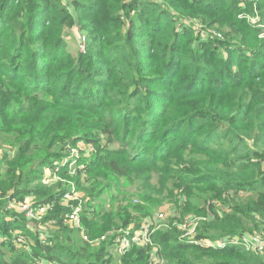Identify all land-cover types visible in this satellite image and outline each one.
I'll return each mask as SVG.
<instances>
[{
    "label": "trees",
    "instance_id": "1",
    "mask_svg": "<svg viewBox=\"0 0 264 264\" xmlns=\"http://www.w3.org/2000/svg\"><path fill=\"white\" fill-rule=\"evenodd\" d=\"M255 6L264 9V0H0V148L15 152L6 170L11 199L31 194L48 205L65 195L68 187L55 192L34 171L71 173L56 162L85 142L113 157L72 176L79 185L87 177L94 196L128 180L142 202L203 212L198 239L263 227L264 41L240 17ZM67 30L80 36L77 55ZM216 199L230 211L208 205ZM9 203L0 200V264H155V255L160 264H264L244 247L188 242L177 225L121 255L110 251L113 237L92 251L62 227L56 236L30 228ZM116 209L86 211L91 237L106 226L100 220L113 229L134 223L129 206Z\"/></svg>",
    "mask_w": 264,
    "mask_h": 264
},
{
    "label": "rangeland",
    "instance_id": "2",
    "mask_svg": "<svg viewBox=\"0 0 264 264\" xmlns=\"http://www.w3.org/2000/svg\"><path fill=\"white\" fill-rule=\"evenodd\" d=\"M261 12L262 14H260ZM261 12L256 10L255 12L252 11V13L246 12L241 14L240 17L246 18L247 20L250 18H258L259 21H256V23H253L252 25L258 28L260 31L259 41H264V9H262ZM182 19H185L184 22L188 25H191V23H193L195 27L198 26V19H194L191 17H182ZM193 20L194 22H192ZM66 34L68 38H70L68 46L70 47L71 52L74 55H77L80 51V36L78 35V32L76 31L73 33L67 30ZM100 143L103 148L107 145L103 138L101 139ZM109 147V149H120V146L118 144H113ZM12 149V146H10L9 144H3L0 148V200L9 199L10 203L8 208L13 211H19L25 205H32L33 207L40 206L37 205L38 199L36 195L20 194L16 196V198L11 199L14 191L9 187V183H7L6 181V170L9 166V161H11L10 158L14 157L15 152ZM62 156L63 157L57 160L56 165L59 166L61 171L66 170V168L68 167V169H71V173H56L48 167L39 168L34 171V176L41 179L42 182L46 183L47 185H50L55 192H61L63 191V189H65V187H68V191L65 193V195H60L58 199L53 201V203L44 205L49 206V208L41 220L28 221V226L30 228L34 227L35 229H40L39 231H42V234L52 233L56 236L57 231H59V229L62 227L63 229L60 230L59 233H67L70 239L73 240L74 243L76 242L77 246L80 245L83 247L85 246V243L94 241V244H92L93 251L97 249L102 243V237L107 236V234H109L110 232H117L119 230H122L124 232L131 231L134 233L140 232V230L136 227L141 220H152L155 217H162L161 220H157L156 222L154 221L155 224H158V226L155 227V231L177 225L180 226L182 231L187 235L188 233H190L191 228L194 225L197 226L196 223L199 224L202 220H204L205 215L203 214V212L199 213V211H194L191 212V214H187L186 212H184V208L180 207L179 204H175L173 202L168 201L164 204H158L157 206H155L154 204L151 205L147 202H142L139 196H137L138 185L131 184L128 180H125L123 178H119L118 180L114 179L112 180L110 186L106 185L103 190H97L96 195L98 193H101V196L99 195L97 197L94 196V194L88 193L86 191L88 187L86 188L85 186L87 177H84L82 180L84 183L79 185L74 181L72 176L79 166V169H81V167L90 168L92 166H96L98 163H101L100 158L102 156L112 157V155L108 153L106 149L100 151L99 145L81 142L77 145L72 146L70 151ZM61 167L65 169H62ZM25 170H27V167L25 168ZM60 181H63V185L61 187L58 186V183ZM70 192H74L72 199L67 198V194ZM113 196L119 198V201L116 202V208H118L119 206H129V211L132 214L133 219H135L134 223L130 224L127 228L119 227L113 229L109 227V225H107V222L100 220L99 223L101 225L106 224V226H101L99 230H97V232H94L96 233L95 236L91 237L88 231L89 225L88 223H86L83 215L86 213V211H89L91 209H99L103 205L108 209V211H118V209L113 208ZM193 203L194 205L196 204V207H198L197 210H201L203 209V207H205V204L204 206H202L203 204L201 205L198 200L193 201ZM208 205H215L217 209H220V211H222L223 208H225V212L230 211L229 207H224L225 204L221 200L216 199L213 201H209ZM73 211H77L79 213V218L81 221L80 227H74L71 222L70 216L72 215ZM176 214H178L179 216L175 217ZM88 219H91V217H89ZM186 220H189V224L187 226H184ZM250 227L253 230L254 235H259L264 229V226L259 230H254L252 226ZM193 231L194 229L192 230V232ZM124 232H121V234L123 235ZM15 233L20 239L22 230L18 229L17 231H15ZM44 236L45 235H43L42 237L43 239ZM86 238L90 241L86 240ZM62 242L64 245L67 244L65 240H62ZM16 245L17 247H19L18 240H16ZM110 251L113 254L117 255V252L113 251V248H111ZM154 257L155 264H160L157 255H155ZM161 264H168V262H161Z\"/></svg>",
    "mask_w": 264,
    "mask_h": 264
},
{
    "label": "built area",
    "instance_id": "3",
    "mask_svg": "<svg viewBox=\"0 0 264 264\" xmlns=\"http://www.w3.org/2000/svg\"><path fill=\"white\" fill-rule=\"evenodd\" d=\"M255 10L261 12V10H259L257 6L254 7V12ZM260 14H262V12ZM248 20L251 24L256 23V21H259L258 18H250ZM73 194L74 192L68 193L67 198L72 199ZM48 208L49 206L44 205L35 207H33L32 205H25L22 209L19 210V212L24 213L27 216L26 218L28 219V221H39L46 214ZM161 218L155 217L152 220L146 219L148 224L146 223L145 227L141 229L140 232H124L122 230H119L117 232H110L109 234H107V236L102 237L101 241H106L108 238L113 237L114 245L112 248L113 251L117 252V255L126 253L134 246L143 247L147 243H149V235L151 234V232L155 231L151 229V225L153 224L152 222L161 220ZM70 219L74 227L81 226L79 213L77 211H73L72 215L70 216ZM188 224L189 220H186L184 226H187ZM196 225L198 226V223H196ZM197 226L194 225L188 235L182 231V238H184L188 242L198 244L200 246H210L215 248L244 247L247 251H251L261 255L264 262V229L259 235L248 234L243 236L226 237L224 239L210 241L206 239H198L196 237ZM178 227L181 229L180 226ZM193 229L194 231L192 232ZM121 232H124L123 235L121 234ZM86 240L90 241L87 238ZM90 243L94 244V241H90ZM154 259L155 257H153V260Z\"/></svg>",
    "mask_w": 264,
    "mask_h": 264
}]
</instances>
